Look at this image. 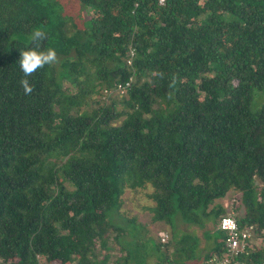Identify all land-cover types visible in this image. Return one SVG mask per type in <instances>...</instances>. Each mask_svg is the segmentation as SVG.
<instances>
[{
  "label": "trees",
  "instance_id": "obj_1",
  "mask_svg": "<svg viewBox=\"0 0 264 264\" xmlns=\"http://www.w3.org/2000/svg\"><path fill=\"white\" fill-rule=\"evenodd\" d=\"M37 44L58 60L25 95L20 50ZM256 92L264 0H0V264H122L111 217L147 185L152 223L212 220L202 264L264 263ZM223 217L251 228L244 253L225 247Z\"/></svg>",
  "mask_w": 264,
  "mask_h": 264
},
{
  "label": "rangeland",
  "instance_id": "obj_2",
  "mask_svg": "<svg viewBox=\"0 0 264 264\" xmlns=\"http://www.w3.org/2000/svg\"><path fill=\"white\" fill-rule=\"evenodd\" d=\"M199 90L200 100L205 89L199 86ZM260 98L261 92H256L252 103L253 110L264 102ZM150 192V185L144 189H125L121 213H115L111 217V222L120 229L116 232L118 237L114 242L116 245H113V253L122 264H202V255L210 244L207 237L213 227L212 220L205 222L203 226L191 225L186 224L176 213L172 216L171 223H152L154 204L147 197ZM237 198L236 193L230 191L217 203L230 211L234 199ZM159 240L163 244L157 249ZM186 255L190 258L186 259Z\"/></svg>",
  "mask_w": 264,
  "mask_h": 264
},
{
  "label": "clouds",
  "instance_id": "obj_3",
  "mask_svg": "<svg viewBox=\"0 0 264 264\" xmlns=\"http://www.w3.org/2000/svg\"><path fill=\"white\" fill-rule=\"evenodd\" d=\"M31 36L34 43L46 39V33L39 29L33 31ZM57 60L58 57L55 49L48 48L47 50H40L39 44H37L36 47L29 48L27 50H20L18 64L21 72L23 73L20 85L25 95H31L34 90L29 77H31L37 70L44 68L46 65L56 63ZM157 75H159L161 79L164 78L163 73H157ZM177 79V75H172L169 84L170 88L175 86Z\"/></svg>",
  "mask_w": 264,
  "mask_h": 264
},
{
  "label": "built area",
  "instance_id": "obj_4",
  "mask_svg": "<svg viewBox=\"0 0 264 264\" xmlns=\"http://www.w3.org/2000/svg\"><path fill=\"white\" fill-rule=\"evenodd\" d=\"M166 0H157L159 5H163ZM133 54L132 52L130 53ZM130 63V62H129ZM128 83L118 85V89H125ZM219 228L226 233L225 247L232 256H237L246 251V245L251 238V228L239 229L235 220L232 217H223L220 219ZM165 238H162V241ZM206 264H247L244 261H239L231 258H223L221 260L210 259ZM258 264H264L262 262Z\"/></svg>",
  "mask_w": 264,
  "mask_h": 264
}]
</instances>
